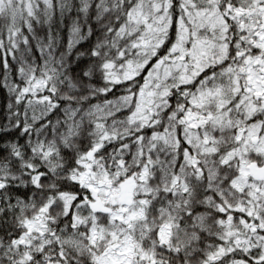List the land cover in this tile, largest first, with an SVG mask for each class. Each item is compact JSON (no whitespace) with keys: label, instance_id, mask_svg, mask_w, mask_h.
<instances>
[{"label":"snow or ice","instance_id":"obj_1","mask_svg":"<svg viewBox=\"0 0 264 264\" xmlns=\"http://www.w3.org/2000/svg\"><path fill=\"white\" fill-rule=\"evenodd\" d=\"M0 264H264V0H0Z\"/></svg>","mask_w":264,"mask_h":264}]
</instances>
